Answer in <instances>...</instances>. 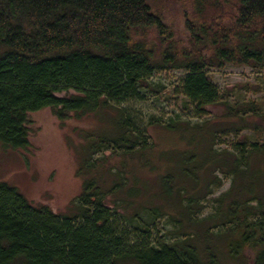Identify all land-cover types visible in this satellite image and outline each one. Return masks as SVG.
<instances>
[{
    "label": "trees",
    "instance_id": "1",
    "mask_svg": "<svg viewBox=\"0 0 264 264\" xmlns=\"http://www.w3.org/2000/svg\"><path fill=\"white\" fill-rule=\"evenodd\" d=\"M178 10L180 28L167 21ZM229 66L264 69V0H0V142L8 150L30 147L33 112L52 108L66 122L105 111L111 129L85 133L77 174L108 151L153 171L147 122L126 106L156 91L157 72L185 71L179 91L199 117L223 110L202 123L159 121L184 145L178 170L161 180L114 170L109 188L86 179L67 214L0 183V264H264L263 104L221 93L207 72ZM67 91L75 94L57 96ZM228 135L236 142L222 149ZM224 179L229 190L202 216ZM115 193L125 213L107 205ZM165 216L172 230L159 224Z\"/></svg>",
    "mask_w": 264,
    "mask_h": 264
},
{
    "label": "rangeland",
    "instance_id": "2",
    "mask_svg": "<svg viewBox=\"0 0 264 264\" xmlns=\"http://www.w3.org/2000/svg\"><path fill=\"white\" fill-rule=\"evenodd\" d=\"M175 14H173L174 17L167 18V21L180 28L183 24L181 13L178 10ZM185 74L184 70L157 72L151 79L156 91L146 93L144 101L126 106L134 116L142 117L147 122L145 126L149 132L150 144L153 145V150L147 154V161H151V165L155 162L156 169L153 171L147 168L142 172L140 168H137L139 163L137 159L133 160L128 157L122 160V157L108 151L103 152L102 155H95L94 160L99 161L97 166L91 170L86 168L87 174L83 170V177L79 176L77 173L81 167L82 158L88 154L87 148L82 146L85 142V133L91 130H110L112 117L108 116L105 111L97 116L90 115L81 118H76L74 114H71L66 122H62L52 108H45L28 116V128L31 131L29 148L8 150L0 142V183L5 182L18 189L34 207L47 206L55 214L61 215L71 210L73 201L82 193V184L86 179L96 178L102 185L106 179L105 185L109 188L115 178L110 172L114 170L123 171L125 175L132 178L129 172L134 169L136 175L146 180H161L156 178L157 175L165 173L169 168L171 171L178 170L176 162L178 156L182 155L178 151H183L184 145L180 143L178 137L172 133L169 134L163 126H160L159 121L168 122L171 118L179 117L192 124L202 123L205 120H213L223 113L219 106L207 107V113L202 118L203 116L199 117L200 115L195 113V107L190 108L187 105L186 99L179 91L180 82ZM207 74L213 79L221 93L226 94L228 91L230 95L228 99L231 102L257 101L263 104L264 114V69L254 70L249 67L229 66L224 70H210ZM238 85H249V89L238 87ZM161 87L164 90L157 92L161 90ZM72 94L75 92L67 91L58 93L57 96L67 98ZM149 122L152 124L149 125ZM243 134L250 138L253 136L248 131ZM253 139L252 137L251 140ZM235 140L233 136H224L218 140V146L227 149ZM179 165L183 166L181 162ZM220 177L223 178L221 174ZM230 186L231 180L224 179L223 186L215 191V195L203 201L207 208L202 216L212 212L213 204L209 200L219 197L229 190ZM119 197L118 193L112 194L107 198L106 203L116 211L118 209L125 213V207L120 204L115 205V202L120 201ZM160 220L159 224L162 227L165 226L167 230L173 229L172 225L168 224V216Z\"/></svg>",
    "mask_w": 264,
    "mask_h": 264
}]
</instances>
